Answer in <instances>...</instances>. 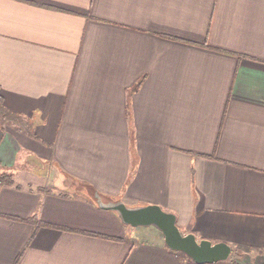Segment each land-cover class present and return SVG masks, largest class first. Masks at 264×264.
<instances>
[{
    "label": "crops",
    "instance_id": "crops-1",
    "mask_svg": "<svg viewBox=\"0 0 264 264\" xmlns=\"http://www.w3.org/2000/svg\"><path fill=\"white\" fill-rule=\"evenodd\" d=\"M0 92V264H264V0H0Z\"/></svg>",
    "mask_w": 264,
    "mask_h": 264
},
{
    "label": "water",
    "instance_id": "water-1",
    "mask_svg": "<svg viewBox=\"0 0 264 264\" xmlns=\"http://www.w3.org/2000/svg\"><path fill=\"white\" fill-rule=\"evenodd\" d=\"M98 204L103 208L115 210L124 223L137 226L152 224L161 230L167 246L186 253L196 262L226 260L232 247L227 241L213 242L209 238L198 239L194 232H183L176 223L175 214L157 203L130 206L122 200L105 201L95 192Z\"/></svg>",
    "mask_w": 264,
    "mask_h": 264
},
{
    "label": "rangeland",
    "instance_id": "rangeland-1",
    "mask_svg": "<svg viewBox=\"0 0 264 264\" xmlns=\"http://www.w3.org/2000/svg\"><path fill=\"white\" fill-rule=\"evenodd\" d=\"M128 225H129V224H128ZM129 227H133V226L129 225ZM134 227H139V229L146 230V231H149V230H151V229H157V228H156L154 225H152V224H149V225H137V226H134ZM136 229H137V228H136ZM230 256L235 257L234 252L231 253ZM236 257H237V256H236Z\"/></svg>",
    "mask_w": 264,
    "mask_h": 264
},
{
    "label": "trees",
    "instance_id": "trees-1",
    "mask_svg": "<svg viewBox=\"0 0 264 264\" xmlns=\"http://www.w3.org/2000/svg\"><path fill=\"white\" fill-rule=\"evenodd\" d=\"M0 102H2V95H1V92H0ZM4 174H6V173H4ZM3 173H1L0 174V181H2V177H5L6 175H4ZM10 175V174H9ZM8 181H10L9 179H8ZM264 254V253H263Z\"/></svg>",
    "mask_w": 264,
    "mask_h": 264
}]
</instances>
